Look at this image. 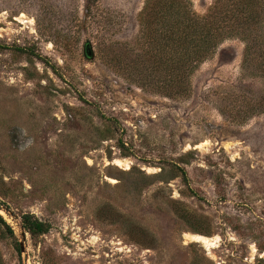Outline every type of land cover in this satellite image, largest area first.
<instances>
[{"label":"rangeland","instance_id":"obj_1","mask_svg":"<svg viewBox=\"0 0 264 264\" xmlns=\"http://www.w3.org/2000/svg\"><path fill=\"white\" fill-rule=\"evenodd\" d=\"M143 2L0 0V208L16 215L0 211V264H264V117L221 111L254 82L243 43L219 44L185 96L139 87L123 58ZM21 213L49 230L32 238Z\"/></svg>","mask_w":264,"mask_h":264},{"label":"trees","instance_id":"obj_2","mask_svg":"<svg viewBox=\"0 0 264 264\" xmlns=\"http://www.w3.org/2000/svg\"><path fill=\"white\" fill-rule=\"evenodd\" d=\"M91 1L95 0H87V12ZM136 21V35L124 43L128 48L123 58L124 66L129 69L128 80L164 96H185L190 91V76L198 64L211 56L224 40L237 38L243 43L242 70L254 82L240 85V93L230 97L234 104H226L221 111L230 120H247L258 114L264 117V88L253 87L256 81L264 84V0H213L203 14L193 9L190 0H144ZM109 47L114 57L122 55L116 47ZM175 167L187 184L185 170ZM106 208L113 209L110 205ZM180 211L178 216L184 221L206 220L184 208ZM20 221L32 238L50 228L48 222L30 213H21ZM0 225L1 235L14 239L13 229L2 215ZM260 233L264 235V228ZM256 245L258 250H264V244Z\"/></svg>","mask_w":264,"mask_h":264},{"label":"bare ground","instance_id":"obj_3","mask_svg":"<svg viewBox=\"0 0 264 264\" xmlns=\"http://www.w3.org/2000/svg\"><path fill=\"white\" fill-rule=\"evenodd\" d=\"M24 22H27V21H24ZM197 146H199V145H197ZM113 163H115L118 166H125V168L128 167L127 160H122V159L115 158L113 160ZM185 237L188 240H191V241H194V242H197V243L201 244L206 250H210L219 241V237L218 236L206 237V236H202V235H199V234L186 233Z\"/></svg>","mask_w":264,"mask_h":264},{"label":"water","instance_id":"obj_4","mask_svg":"<svg viewBox=\"0 0 264 264\" xmlns=\"http://www.w3.org/2000/svg\"><path fill=\"white\" fill-rule=\"evenodd\" d=\"M85 50H86L87 53L90 52V50H89V46H88V45H86ZM91 53H92V52H90V54H91ZM0 211H2V213H3V212L6 213V214H8V215H14V217H16V215H15V214H12V211H11V210H8L7 208H0ZM0 215H2L1 212H0ZM22 236H24V232H22Z\"/></svg>","mask_w":264,"mask_h":264}]
</instances>
